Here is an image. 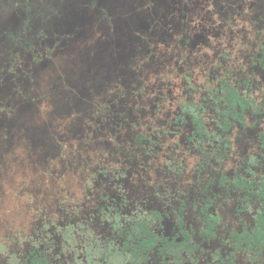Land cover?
Instances as JSON below:
<instances>
[{
	"label": "rangeland",
	"instance_id": "1",
	"mask_svg": "<svg viewBox=\"0 0 264 264\" xmlns=\"http://www.w3.org/2000/svg\"><path fill=\"white\" fill-rule=\"evenodd\" d=\"M227 79L261 113L224 133ZM262 133L264 0H0V264H111L150 217L189 251L145 264H264L232 242L262 206L232 184L264 183Z\"/></svg>",
	"mask_w": 264,
	"mask_h": 264
},
{
	"label": "trees",
	"instance_id": "2",
	"mask_svg": "<svg viewBox=\"0 0 264 264\" xmlns=\"http://www.w3.org/2000/svg\"><path fill=\"white\" fill-rule=\"evenodd\" d=\"M218 92L217 99L222 103L223 109L217 111V116L223 122L221 130L224 133L228 132L234 123L243 125L247 112L255 115L261 113L255 99L240 94L228 79L220 83ZM200 110L199 105L183 108V112L190 116L195 135L198 138H204L207 136V131ZM261 143L264 148V133L261 135ZM232 184L236 189L243 190L248 195L256 194L262 205L254 218L252 229L250 231L244 230L239 234L234 233L232 242L237 249L254 250L257 248L259 251L264 250V183L256 186L254 181L237 178L232 181ZM217 220L218 217H209L207 232L204 234L212 236V230H214ZM151 221L152 217L149 219L138 218L128 221L123 228H117L122 237V242L121 245L113 247L115 261L111 264H145L149 253L153 250H156L157 255L161 258L169 257L178 261L182 258L183 253L189 251L186 241L190 239V236L186 232L181 231L183 237L187 239L182 241L159 237L151 231L149 224ZM91 255L89 254V256ZM9 264H49V262L41 251L35 249L29 253L24 261H13Z\"/></svg>",
	"mask_w": 264,
	"mask_h": 264
}]
</instances>
